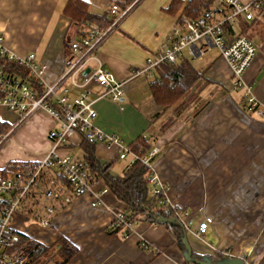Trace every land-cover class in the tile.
Listing matches in <instances>:
<instances>
[{"label":"crops","instance_id":"0c3cea01","mask_svg":"<svg viewBox=\"0 0 264 264\" xmlns=\"http://www.w3.org/2000/svg\"><path fill=\"white\" fill-rule=\"evenodd\" d=\"M68 1L0 0V32L6 37L7 46L21 56L35 53L37 61L47 66L44 81L49 84L64 70L70 54L68 37L79 36L88 25L101 26L97 21H77L65 14ZM83 1L91 13L107 15L112 21L110 0ZM175 1L180 2L178 8L171 7ZM189 1L137 0L104 39L98 53L104 68L117 80L126 81L125 93L120 103L108 97L98 99L94 103L98 112L94 123L126 144L146 136L152 148H159L153 168L168 187L172 208L187 211L195 218L205 213L214 219L204 237L188 233L196 253L217 256L229 253L249 264H264V114L245 110L244 90L234 86L231 68L217 48H210L198 58L186 53L178 60L177 64L189 60L203 73V78L188 92L187 96L195 93L196 99L187 107L180 106L187 96L169 107L157 103L151 89L157 67L152 76L136 74L151 54L172 41L173 29L181 24ZM236 34L248 36L257 46L244 79L252 84L253 93L264 108V16L255 20L240 17L228 38ZM91 88L93 97L102 91L97 84ZM78 94V89L71 88V98ZM6 114L10 118L1 115V119L11 124L16 115ZM35 120H43L46 127H39ZM27 122L29 127L20 131L24 124L9 139L16 135L41 137L37 142L41 153H27L23 146L15 145L0 167L12 159L39 162L48 153L51 147L48 133L57 126L56 121L40 110ZM85 139L81 132H76L59 152L73 154L78 148L80 155L75 156L84 160ZM32 143L30 139L26 144ZM95 156L105 164L118 154L105 143H96ZM125 160L126 164L117 170L113 165V176L123 173L130 163V158ZM104 186L105 181L100 179L94 191L99 192ZM93 199L89 193L59 207L51 229L40 227L22 212L13 226L47 247L66 239L77 252L64 264H187L178 235L168 224L139 220L133 232L123 236L110 230L109 224L113 212L126 211V206L113 192L103 195L102 206H91ZM52 203L59 205L57 201ZM143 241L149 244V249L143 248ZM62 262L63 258L59 264Z\"/></svg>","mask_w":264,"mask_h":264},{"label":"built area","instance_id":"2783aa9c","mask_svg":"<svg viewBox=\"0 0 264 264\" xmlns=\"http://www.w3.org/2000/svg\"><path fill=\"white\" fill-rule=\"evenodd\" d=\"M136 1L110 0L109 11L113 19L108 26L91 24L79 36L68 37L70 54L65 60L62 74L51 84L44 81L47 66L37 61L36 54H16L7 46L6 37L0 32V60L18 63L44 86V91L40 93L27 77L9 72L0 65V116L4 112L16 115L10 129L0 134V148L37 111L47 112L57 123L48 133L51 147L36 168L25 169L19 174L0 179V197L8 196L10 202L0 215V264H32L18 245L20 231L13 226V216L17 211L34 216L41 226L51 229L59 207L89 193L94 198L90 202L91 206H102L103 195L112 192L106 182V186L99 192L94 191L95 184L100 180H96L85 161L71 151L63 154L59 152L67 147L76 132H81L88 140L105 143L107 148L115 149L120 159L130 158L129 165L140 158L119 136L106 133L94 123L98 116L94 103L98 99L108 97L114 102L123 101L126 81L117 80L112 72L104 68L98 51L104 39L129 13ZM262 16L264 0H214V5L206 9L198 19L183 14L181 24L173 29L172 41L151 54L145 66L136 74L152 76L155 67L165 63L176 64L186 53L198 58L210 48H217L231 68L234 86L244 90L245 110L250 114L263 115L264 108L254 95L252 84L244 79L246 70L257 54V46L246 35L236 34L228 38L240 17L255 20ZM86 69L89 71L84 73ZM92 84L102 89L95 97ZM71 88L79 90L74 98L70 97ZM158 152L159 148L153 147L141 158L150 167L151 194L158 199L157 205L168 207L169 212L185 225L188 233L204 237L211 229L213 217L206 214L195 218L187 211L172 208L174 204L167 194L168 187L153 168V160ZM45 178L48 182L42 185ZM54 201L59 205L55 206L52 203ZM134 225L135 221L129 213L119 209L113 212L109 228L128 236L133 232ZM141 245L144 249L150 248L146 241L141 242ZM61 248V243L49 247L46 260L39 264H59L62 261ZM226 255L235 257L229 253Z\"/></svg>","mask_w":264,"mask_h":264},{"label":"trees","instance_id":"16d2710c","mask_svg":"<svg viewBox=\"0 0 264 264\" xmlns=\"http://www.w3.org/2000/svg\"><path fill=\"white\" fill-rule=\"evenodd\" d=\"M213 3L214 0H190L183 14L191 19H198ZM179 5L180 2L175 1L171 7L178 8ZM64 12L74 20L97 21L102 27L108 26L111 22L107 15L100 16L91 13L88 9V4L83 0H69ZM0 65L4 66L9 72L20 73L27 77L40 93L44 91V86L40 85L34 77L30 76L29 71L18 63L0 60ZM155 73V78L151 83L152 93L157 103L166 107L177 102L179 98L189 92L203 78V73L198 71L187 59H184L179 64H161L157 67ZM10 127L11 124L2 120L0 116V134L8 131ZM95 144L94 141L85 139L83 143L85 164L95 174L96 180L105 179L107 186L126 206V212L129 213L133 221L151 220L155 222L154 216L170 217L172 215L168 207L157 205L158 199L151 194L150 167L141 160L152 148L149 139L139 137L130 144L131 150L140 158L133 164L128 165L119 176L111 174V168L119 156L108 163L101 164L95 156ZM37 163V161L12 159L3 167H0V179L11 174H19L25 169L36 168ZM47 182V178L43 179L42 185ZM9 203L8 196L0 197V215L8 207ZM170 228L177 234L182 232L179 227L170 226ZM60 241L62 244L60 255L63 258L61 264H64L74 256L77 249L72 247L64 238H61ZM18 245L31 260L32 264L42 263L47 258L49 247L32 239L27 234L20 232ZM186 263L189 264L188 262Z\"/></svg>","mask_w":264,"mask_h":264},{"label":"water","instance_id":"95a60500","mask_svg":"<svg viewBox=\"0 0 264 264\" xmlns=\"http://www.w3.org/2000/svg\"><path fill=\"white\" fill-rule=\"evenodd\" d=\"M89 69H86L84 73H87ZM155 222L168 224L169 226H176L181 229V233H178L179 246L183 252V255L188 263L193 264H249L244 258L232 257L227 255H212V254H199L196 253L191 246L188 238V232L185 225L175 216H154Z\"/></svg>","mask_w":264,"mask_h":264},{"label":"rangeland","instance_id":"374dc122","mask_svg":"<svg viewBox=\"0 0 264 264\" xmlns=\"http://www.w3.org/2000/svg\"><path fill=\"white\" fill-rule=\"evenodd\" d=\"M199 87V86H198ZM187 95H189L188 94V92L186 93V94H184L183 96H187ZM183 96L181 97V98H179L178 100H177V102H175L173 105H175V104H177L179 101H181V99L183 98ZM192 97V99H190L189 100V97ZM190 96H187L188 98H187V101L186 100H184L181 104H180V106H183L184 105V107H187V106H189L190 104H191V102L193 101V100H195L196 98H194V97H196V94L195 93H193V95H190ZM173 105H171V106H173ZM166 107V106H165ZM2 115V117H8V118H10V116H8V114H6V113H2L1 114ZM36 121V123L37 124H39L38 126L39 127H46L45 126V123L43 122V120H35ZM27 123H29V122H27ZM26 123V124H27ZM25 124V126L22 128V130H20V131H23L24 129H26L27 127H29V125L30 124H28V125H26ZM7 132V131H6ZM5 133V132H4ZM20 132H18V134H19ZM28 134V133H27ZM29 134H32V132L30 131L29 132ZM21 136H23L22 134H21ZM40 138L41 137H39L38 138V136L37 137H28V136H26V137H19V135H16V136H13L11 139H8L5 143H4V145H3V147L1 148V150H0V164L2 163V161H3V159L5 158V157H7V155H9V153L10 152H13V148H14V146L15 145H21V146H23L24 148H25V150H26V152L28 153H31V154H36V153H41V148L40 147H38V141H40ZM33 140V143H32V145H28V144H26L27 143V140ZM34 143H36V144H34ZM30 144V143H29ZM151 150V149H150ZM80 155V150L78 149V148H75V150H74V153H73V155ZM128 160H125V159H120V160H118V162H116V164L114 165L115 167H113V168H115L116 170L117 169H119L120 167H122V166H124V164H126V162H127ZM105 180V179H104ZM106 182V181H105ZM38 193H41V192H38ZM41 195V194H40ZM42 196V195H41ZM42 201V200H41ZM20 212H22V211H17L16 212V214H14V216H13V220H15V218H17L21 213ZM22 214H24V216H26L27 218H29L28 216H30V215H27V214H25V213H23L22 212ZM202 215V214H201ZM201 215H198L199 217L198 218H200V216ZM203 215H206L205 213H203ZM202 215V216H203ZM31 218H29V220H34L35 222L37 221V219L34 217V216H30ZM196 217V216H195ZM34 222V223H35ZM37 224L40 226V224H39V222L37 221ZM38 226V227H39ZM41 227V226H40Z\"/></svg>","mask_w":264,"mask_h":264}]
</instances>
